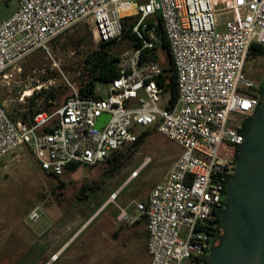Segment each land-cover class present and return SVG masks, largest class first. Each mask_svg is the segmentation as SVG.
Here are the masks:
<instances>
[{
	"label": "built area",
	"instance_id": "2783aa9c",
	"mask_svg": "<svg viewBox=\"0 0 264 264\" xmlns=\"http://www.w3.org/2000/svg\"><path fill=\"white\" fill-rule=\"evenodd\" d=\"M15 1L16 11L0 23V76L33 52L48 53L55 39L78 26H90L98 45L119 41L122 20L136 18L131 34L140 45L118 55V77L106 96L83 99L71 87L60 107L36 113L29 125L12 120L0 103V159L24 147L42 172L61 177L68 165L104 164L155 129L180 154L166 182L135 204L137 215L121 209L117 221L133 226L145 219L149 264H204L220 240L216 215L243 142L241 124L260 104L244 66L253 44L264 48V0H227L218 11L223 30L216 0ZM164 41L175 76L173 103L169 90L158 85L160 59L144 57ZM118 195L110 193L106 202L115 204ZM39 218L36 206L27 219Z\"/></svg>",
	"mask_w": 264,
	"mask_h": 264
},
{
	"label": "rangeland",
	"instance_id": "374dc122",
	"mask_svg": "<svg viewBox=\"0 0 264 264\" xmlns=\"http://www.w3.org/2000/svg\"><path fill=\"white\" fill-rule=\"evenodd\" d=\"M226 1L216 0L219 30H223L224 15L218 11ZM16 9L15 0H0V23ZM97 46L91 40V27L78 26L52 43L48 53L33 52L8 69L5 77L0 76V103L8 115L29 113L28 99L51 89L59 98L53 100L52 111L60 107L71 94V87L75 88L76 78L82 75L83 58ZM129 49L120 38L111 53L119 55ZM159 57L164 60L160 52ZM253 67L264 69V57H250L244 74L247 76ZM108 85L96 84V94L106 96ZM26 91L32 95L24 97ZM146 131L141 144L110 172L105 164L79 166L75 172L50 179L24 147L1 158L0 264H138V246L133 238H127V233L135 228L142 235L145 219L128 226L118 222L117 216L121 209L128 216L137 215L135 204L144 202L155 185L166 182L180 154V148L155 129ZM85 186L96 187L95 193L79 195ZM116 190L119 195L115 204L107 203L110 193ZM36 206L40 218L30 222L27 215ZM63 245L57 260L50 262L52 254Z\"/></svg>",
	"mask_w": 264,
	"mask_h": 264
},
{
	"label": "water",
	"instance_id": "95a60500",
	"mask_svg": "<svg viewBox=\"0 0 264 264\" xmlns=\"http://www.w3.org/2000/svg\"><path fill=\"white\" fill-rule=\"evenodd\" d=\"M107 119L102 115L96 127ZM76 169L65 167L66 172ZM225 193L219 213L222 236L206 264H264V93L238 147Z\"/></svg>",
	"mask_w": 264,
	"mask_h": 264
},
{
	"label": "trees",
	"instance_id": "16d2710c",
	"mask_svg": "<svg viewBox=\"0 0 264 264\" xmlns=\"http://www.w3.org/2000/svg\"><path fill=\"white\" fill-rule=\"evenodd\" d=\"M136 18H125L122 20V34L121 40L126 42L130 47H139L140 41L137 37L131 34V27L133 26ZM148 23H152V18L148 19ZM158 29H161V25L158 22ZM85 27V26H84ZM58 39V38H57ZM55 39L53 43L57 40ZM79 44V40L75 41V45ZM114 42H106L98 44L97 48L92 49L88 52L85 57L83 58L82 62V75L79 74L81 77L76 78L75 88L77 90L78 95L81 98H100L99 94H96V84H108L112 80L118 77V55L111 53V48ZM159 52L163 54L164 60L160 62V66L162 68V75L158 80V85L164 87L165 89L169 90L170 92V99L171 103L176 100L177 92L175 86V76L172 66L171 55L167 46V43L164 41L161 50H153L152 52H144V57L150 56L154 59H160ZM264 57V48L259 46L258 44H253L250 48V53L248 55V59L250 57ZM262 95L264 93V88L259 91ZM38 105H35L34 101L38 98ZM69 97V96H68ZM67 97L64 98L63 102ZM58 94L55 90L51 89L49 91H42L37 95H32L30 99H28V110L29 113H21L15 114L10 116L14 121H21L27 125L30 124L32 117L40 112L46 111L51 112L53 100H58ZM58 108V107H55ZM251 119L244 122L242 129H240V133L244 134L247 130ZM50 131L49 128H46L44 132ZM147 134V131L143 132L141 136L138 138V141L132 145L125 147L122 151H119L111 156L104 164L108 167V172L117 169L120 166V163L124 160L125 157L129 156L135 148H137L142 140L143 137ZM238 152V151H237ZM236 152V155H237ZM78 168V167H77ZM43 175L50 179L58 178L54 175L49 173L43 172ZM96 187H89L85 186L79 192V195H85L86 193H95ZM219 211L216 215V224L219 225ZM206 264V260L204 262Z\"/></svg>",
	"mask_w": 264,
	"mask_h": 264
},
{
	"label": "crops",
	"instance_id": "0c3cea01",
	"mask_svg": "<svg viewBox=\"0 0 264 264\" xmlns=\"http://www.w3.org/2000/svg\"><path fill=\"white\" fill-rule=\"evenodd\" d=\"M102 206H104V205H102ZM139 222H137L135 225L139 224ZM146 237H147L146 228H145L144 232L142 233V235H141L140 231L135 229V228L132 229V232L130 231V232L127 233V238H129V239L133 238V241L138 246V247L136 246L137 247L136 250L138 251V254L140 255V258L138 260V262H139L138 264H149V262H150V259H149V256H148L147 250H146ZM64 245L61 246L52 255L60 254V252H61L62 248L64 247ZM50 262H52V261H50Z\"/></svg>",
	"mask_w": 264,
	"mask_h": 264
},
{
	"label": "flooded vegetation",
	"instance_id": "af4514ba",
	"mask_svg": "<svg viewBox=\"0 0 264 264\" xmlns=\"http://www.w3.org/2000/svg\"><path fill=\"white\" fill-rule=\"evenodd\" d=\"M255 58L257 59V58H263V57L258 56ZM247 77L252 83V89H253L254 93L259 94L260 100H261L262 95L259 93V91L264 88V69H260L258 67H253L252 70L248 73ZM243 125H244V122L241 124V129H242ZM219 222H220V220H219ZM215 230H217L219 232L220 237H221L222 232H221L220 223H219V225L216 224ZM206 259H207V257H206Z\"/></svg>",
	"mask_w": 264,
	"mask_h": 264
},
{
	"label": "bare ground",
	"instance_id": "6f19581e",
	"mask_svg": "<svg viewBox=\"0 0 264 264\" xmlns=\"http://www.w3.org/2000/svg\"><path fill=\"white\" fill-rule=\"evenodd\" d=\"M32 94H31V91H26V92H24V97H29V96H31Z\"/></svg>",
	"mask_w": 264,
	"mask_h": 264
}]
</instances>
